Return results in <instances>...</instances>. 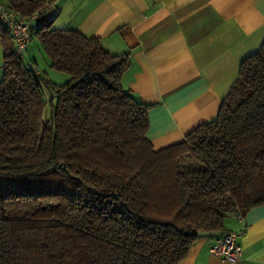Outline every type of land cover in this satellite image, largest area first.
Here are the masks:
<instances>
[{
	"label": "trees",
	"instance_id": "obj_1",
	"mask_svg": "<svg viewBox=\"0 0 264 264\" xmlns=\"http://www.w3.org/2000/svg\"><path fill=\"white\" fill-rule=\"evenodd\" d=\"M3 1L37 14L32 35L69 78L37 76L0 24V264H180L228 214L264 204V40L216 117L156 149L150 105L122 86L128 52L52 28L43 0Z\"/></svg>",
	"mask_w": 264,
	"mask_h": 264
},
{
	"label": "crops",
	"instance_id": "obj_2",
	"mask_svg": "<svg viewBox=\"0 0 264 264\" xmlns=\"http://www.w3.org/2000/svg\"><path fill=\"white\" fill-rule=\"evenodd\" d=\"M42 16L129 53L122 86L150 105L147 137L156 149L216 117L242 60L264 40V0H53ZM2 62L0 45V73ZM237 214L225 219L226 229L243 232L236 264H264V204L242 220ZM218 234H202L180 264H232L209 252Z\"/></svg>",
	"mask_w": 264,
	"mask_h": 264
},
{
	"label": "built area",
	"instance_id": "obj_3",
	"mask_svg": "<svg viewBox=\"0 0 264 264\" xmlns=\"http://www.w3.org/2000/svg\"><path fill=\"white\" fill-rule=\"evenodd\" d=\"M46 5H49L53 0H43ZM37 18V14H33L28 18H23L16 12L6 8L4 1L0 0V24L9 30L15 50L20 58L27 62L25 51L32 38L33 21ZM29 65V64H28ZM38 76L39 70L35 71ZM237 218L242 220L243 216L239 213ZM242 231L223 230L213 240L209 247V252L212 255L218 256L221 259L236 264L241 257L242 247L238 243V238L242 235Z\"/></svg>",
	"mask_w": 264,
	"mask_h": 264
},
{
	"label": "rangeland",
	"instance_id": "obj_4",
	"mask_svg": "<svg viewBox=\"0 0 264 264\" xmlns=\"http://www.w3.org/2000/svg\"><path fill=\"white\" fill-rule=\"evenodd\" d=\"M35 26V23L32 25ZM25 57L28 60H35L37 64V68L41 70V72L44 73L45 78L51 80L52 82H55L57 84L63 83L65 80L69 78V76L63 72H59L53 68L50 67V61L48 57L46 56L45 52L40 46V43L37 39V36L35 34L32 35L31 41L28 44V47L25 51ZM2 73H0L1 78ZM44 87V93H45V99H48L51 96V91L48 87ZM46 109V115L49 112L50 106L47 104L45 107Z\"/></svg>",
	"mask_w": 264,
	"mask_h": 264
}]
</instances>
